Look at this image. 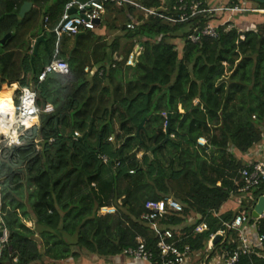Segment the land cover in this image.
Returning <instances> with one entry per match:
<instances>
[{
	"label": "trees",
	"instance_id": "1",
	"mask_svg": "<svg viewBox=\"0 0 264 264\" xmlns=\"http://www.w3.org/2000/svg\"><path fill=\"white\" fill-rule=\"evenodd\" d=\"M69 1L0 0V89L33 85L37 106L54 107L40 113V124L26 130L20 144L0 143V227L8 233L6 240L0 238V264L78 257L75 246L109 259L140 241L156 260L166 228L175 230L180 247L189 244L193 254L207 255L211 235L233 219L235 208L223 210L224 205L254 202L243 203L240 172L248 163L241 155L263 140L264 23L227 29L226 12L173 23L158 15L145 17L132 4L106 2V12L115 15L108 25L121 30L126 43L120 36L98 43L95 31L87 30L69 47L59 43V57L69 62L70 74L51 73L39 82L55 53L54 29ZM133 1L176 15L172 3L164 10L160 0ZM248 1L264 9V2ZM25 2L33 5L21 16ZM133 21L132 31L126 24ZM208 23L217 26L216 38L187 40L190 31ZM40 36L44 40L35 54ZM136 41L142 43L141 54L134 66L127 65ZM116 52L123 60L113 59ZM95 65L99 70L89 76L86 68ZM11 89L3 86L0 102ZM139 152H144L141 158ZM263 190L264 183L253 198ZM166 197L180 202L182 211L168 213L157 224L143 217L147 201ZM103 207L115 212L100 214ZM246 212L255 225L253 240L262 238L261 244L234 264H264V215L254 219ZM202 222L208 229L196 233ZM238 245L239 232L228 230L204 263L222 259Z\"/></svg>",
	"mask_w": 264,
	"mask_h": 264
},
{
	"label": "built area",
	"instance_id": "2",
	"mask_svg": "<svg viewBox=\"0 0 264 264\" xmlns=\"http://www.w3.org/2000/svg\"><path fill=\"white\" fill-rule=\"evenodd\" d=\"M160 1L162 4V9L164 10L169 9V4L172 3L171 8L173 11L176 12V15L167 16L159 12V10L154 7L146 8L134 2L133 0H88L86 2H81L78 0L69 1L65 5L64 13L62 15L61 20L54 29L57 35L55 53L53 55L52 60L48 64H46L44 69L39 74V82L45 80L48 74L51 73H60L62 75L70 74L71 69L69 62L59 57L60 38L64 34L76 36L77 34L83 33L87 30H94L97 26V20L101 21L107 11L106 2H113L118 6H122L124 4H132L142 10L145 14V17H148L149 15H158L173 23L186 22L190 18L196 17L201 14L205 17L212 18L214 16V13L226 12L229 16L228 19L223 22V24L230 23L227 29H231L232 27L236 26V24L233 22L234 16L244 14L250 11L256 12L259 10L257 8H250L245 2H239L234 6H214L211 2L209 3V0ZM72 9H75L74 13L70 12ZM48 20L49 17L46 16L45 23H47ZM135 26L136 22L134 21L128 22L126 24V27L132 31L135 30ZM204 36L216 38L218 36L217 26L208 23V25L202 28L196 27L192 31H190L187 36V40L193 43H197ZM241 38L244 39V35H242ZM136 46L126 61L127 65L134 66L138 60L139 55L141 54V49H139L140 47H138V42ZM115 59L123 60V57H115ZM18 93V103L14 101V112L12 113L9 111H4V113L1 115L3 123L10 122L12 115L14 117L12 126L16 129V133L9 135H7L5 132L2 133V135H5V140L7 141V144L9 146L13 144H20L21 136L23 135V133L29 128L38 126L40 124L39 117L42 111L52 112L54 110V107L51 103H47L42 110L37 106V91L33 85L19 88ZM24 120L29 121L31 123L30 126L25 124ZM74 134L76 136L79 135L78 132H74ZM200 140L204 141L203 143H205L204 139ZM102 158L105 162L109 161L106 156H103ZM240 173L244 181L241 191L244 193V197H246V195L249 194L253 189L258 188L261 184L264 183V159H256L249 161ZM257 196L254 198L250 196L249 198H252L255 201ZM240 208L241 209L237 212L236 216L233 217L230 222L225 223L226 229L220 230L216 233L221 234L222 237L226 238L228 230L233 229L239 232V245L237 246V248L232 253L228 254L227 256H224L222 259L219 257V260L222 261L223 264H234L239 260L241 255L251 253L256 246L261 244L260 241L262 238L260 239L258 237L256 239L258 240V242H254V240H252L249 234L250 217L246 212L249 207L241 206ZM102 209H108V213L115 212L114 207H103ZM182 209L183 207L181 203L172 197H166L162 200H149L145 204L146 211L143 213V217L149 220H154L157 224L160 220L165 218L168 213L172 211L180 212L182 211ZM207 229L208 224L206 222H202L195 227L194 231L196 233H201ZM216 234H212L208 242V253L213 250L214 244L212 243V241L215 238ZM160 236L161 238L157 243L159 253L158 258L156 260H154V254L146 249L142 241H140L139 245L136 248H129L124 250L123 255L130 257L134 260L146 261L150 264H189L191 256L194 252L189 244H185L183 247H180L178 245L179 240L175 238V230L171 228H166L162 232H160ZM6 239L7 233L3 240ZM199 253L200 252H197L196 254ZM208 253L206 255L205 261L209 258ZM14 260L16 261L17 259ZM210 264H212V261H210Z\"/></svg>",
	"mask_w": 264,
	"mask_h": 264
},
{
	"label": "rangeland",
	"instance_id": "3",
	"mask_svg": "<svg viewBox=\"0 0 264 264\" xmlns=\"http://www.w3.org/2000/svg\"><path fill=\"white\" fill-rule=\"evenodd\" d=\"M239 2H245V3H247V6H249L250 8H256L257 6H256V4L253 2V1H248V0H240ZM225 3V1L224 0H213V2H212V5H214V6H219V5H221V4H224ZM220 13V12H219ZM259 13H252V12H246V13H244V14H239V15H236V16H234L233 18H234V21L236 20V22H237V24H236V26L239 28V29H241V30H244V29H246V26H248V27H251L252 25H251V23L250 22H257V18H256V15H258ZM109 15V14H108ZM216 16V15H215ZM215 16H213V18H215ZM224 16V15H223ZM249 16H250V18H249ZM114 17H115V15H114ZM244 18V17H247V18H245L244 20H247V21H243V19L242 18ZM250 20H249V19ZM226 19H228V17H226ZM256 20V21H255ZM112 22V21H111ZM112 24H116V23H114V21L112 22ZM244 24H245V26H244ZM258 24V23H257ZM119 26H120V24H118ZM111 30V36L109 37V40L110 41H112L116 36H119L120 34V32H121V30H118V29H110ZM114 34V35H113ZM159 38H161L160 36L158 37V39ZM109 41V42H110ZM61 42L66 46V47H69L70 45H73L75 42H76V36L75 35H67V34H64V35H62V37L60 38V44H61ZM137 47V46H136ZM138 47H140L139 49H141L142 50V46H140V43H138ZM7 86V87H9V88H12V91L11 90H9V91H7L5 94H4V97H3V99H2V101H4V102H6V104L9 106V108L11 109V112L13 113L14 112V110H13V108H14V101L16 100V99H18L19 98V89H18V87H20V86H18L19 84H15L14 86H12V85H10V86H8V84H4V85H2V87H1V89H0V91L2 90V88H3V86ZM18 86V87H17ZM13 100V101H12ZM11 102H13V104L11 103ZM195 102H197V101H195ZM12 104V105H11ZM13 107V108H12ZM12 118L14 119V117H13V115H12ZM12 130H16L13 126H12V128L8 131V132H5L7 135H9V134H11L12 133ZM262 131H263V133H264V127H263V129H262ZM2 133L3 132H1L0 133V143L1 142H5L6 144H7V141L5 140V135H2ZM264 137V136H263ZM200 142H204V141H201L200 140ZM8 145V144H7ZM143 154H144V152H139L138 153V157L139 158H141L142 156H143ZM256 189V188H255ZM255 189H253L249 194H247L246 195V198L243 200V203H244V205H246V206H249V202H247L248 200V198L251 196V197H253V191L255 190ZM110 208V207H109ZM108 210V209H107ZM106 209H101L100 211H99V213L100 214H106V213H108V211H107ZM192 217H196L195 215H193ZM255 219V218H254ZM26 222V224H27V226H29V227H31V228H34L35 227V225L33 224V222H31V221H25ZM254 227V226H253ZM1 228V227H0ZM255 228V227H254ZM255 230V229H254ZM7 236H8V233H7ZM66 238V240H69V238L68 237H65ZM37 240H38V242L40 243V247H41V249H42V245H41V238H40V236L39 235H37ZM73 249L74 250H77V252H78V257H70V258H68V259H64V260H59V261H57V260H54V259H52V258H50V257H44L43 258V261L42 262H37V263H33V264H71V262H73V264H101V263H104V262H106L105 260H107V258H104V257H100V256H97V255H95V254H90L88 251H86L85 249H82V248H79V247H77V246H75V247H73ZM216 254L217 255H219V254H221V252H222V250H221V248H217L216 250ZM92 256H97V257H93L92 258ZM215 257H217V256H215ZM213 258V257H212ZM212 258H211V260H212ZM205 259H206V255L205 254H203L202 252H200L199 254H193L192 256H191V259H190V262H189V264H203L204 263V261H205Z\"/></svg>",
	"mask_w": 264,
	"mask_h": 264
},
{
	"label": "crops",
	"instance_id": "4",
	"mask_svg": "<svg viewBox=\"0 0 264 264\" xmlns=\"http://www.w3.org/2000/svg\"><path fill=\"white\" fill-rule=\"evenodd\" d=\"M225 3L228 2V0H224ZM212 3L213 0H209V3ZM222 5V4H221ZM259 14L256 15V18H257V22H250L252 27H254L257 23H264V9H259L258 11ZM114 17V14L111 15H108V13L106 12L105 15L103 16V19L101 20V22L99 24H97L96 28L94 29L95 33L99 36V42L98 43H107L109 42V37L111 36V30L112 29L109 25H108V20H111V18ZM242 18V17H241ZM245 18L247 17H244L242 18L243 21H247V20H244ZM250 18V16H249ZM248 18V19H249ZM250 20V19H249ZM226 21V19L222 20V22ZM256 21V20H255ZM111 22V21H110ZM234 23L237 24L236 20L233 21ZM112 23V22H111ZM126 23V22H125ZM128 23V22H127ZM109 26V27H108ZM245 26V24H244ZM248 27V26H246ZM120 37H121V34H122V31L119 33ZM131 34V33H130ZM114 35V34H113ZM119 36H116L115 38L119 37ZM131 36V35H129ZM114 38V39H115ZM122 38V37H121ZM113 39V40H114ZM112 40V41H113ZM36 41V40H35ZM112 41H110L109 43H111ZM126 39L122 38L121 39V43L122 45H124L126 43ZM35 44V42H34ZM142 44V43H140ZM34 46V45H33ZM34 48V47H33ZM142 51V50H141ZM115 57H120V55H118V53L116 52L114 55H113V59H115ZM132 66V65H131ZM97 70H99V68L95 65L94 67H87L86 68V71H90V75L91 76L92 74L96 73ZM15 84H19V83H14L12 84V86H14ZM20 86V85H18ZM17 86V87H18ZM21 88V87H18V89ZM12 90V89H11ZM13 101V100H12ZM13 104V102H11ZM11 104V105H12ZM264 127V126H263ZM263 136H264V133H263ZM243 157V159L247 162L251 161V160H256V159H264V137H263V140L262 142L255 148H253L252 150L248 151L247 153L245 154H242L241 155ZM241 206L237 207L236 203H227L224 205L223 207V210H227V209H230V208H235L238 209L240 208ZM255 227V225H254ZM253 226H249V234H250V237L253 238L255 237L256 233H255V228ZM197 255V254H196ZM93 257H97V256H92ZM94 259V258H93ZM106 262L104 263H101V264H150L149 262H146V261H139V260H134L130 257H127V256H124V255H119V256H116V257H112V258H109L107 260H105ZM212 264H223L222 261L219 260V256L217 257H213L212 258ZM71 264H73V262H71Z\"/></svg>",
	"mask_w": 264,
	"mask_h": 264
},
{
	"label": "water",
	"instance_id": "5",
	"mask_svg": "<svg viewBox=\"0 0 264 264\" xmlns=\"http://www.w3.org/2000/svg\"><path fill=\"white\" fill-rule=\"evenodd\" d=\"M254 1H258V2H264V0H254ZM32 2H25L21 8V16L25 15V13H27L31 7H32ZM71 13H74L75 12V9H72L70 11ZM101 21L100 20H97V24H99ZM82 33H79L76 35V39H78V37L81 35ZM138 34V31H135L133 33H131L130 35L133 36V35H136ZM6 37L3 39V43L6 41ZM44 38L43 36H40L36 41H35V44H34V53L36 54L37 53V48H38V45L40 44L41 41H43ZM140 46H142V44H140ZM3 51V48L2 46L0 47V53H2ZM146 119H144L140 125H139V128H138V132L139 133V130L143 127L144 123H145ZM169 129H167V133H168ZM109 165L111 166L112 165V161L109 162ZM241 208H238L235 210L234 212V216H236L237 212L240 210ZM249 210L252 212V217L255 218V219H259L260 217H262L264 215V190L261 191V193L257 196V198L255 199L253 205L251 207H249ZM6 235V230L5 229H1L0 228V238L3 239ZM222 238V235L221 234H216L215 238L213 239L212 243L215 244L217 242V240H220Z\"/></svg>",
	"mask_w": 264,
	"mask_h": 264
},
{
	"label": "bare ground",
	"instance_id": "6",
	"mask_svg": "<svg viewBox=\"0 0 264 264\" xmlns=\"http://www.w3.org/2000/svg\"><path fill=\"white\" fill-rule=\"evenodd\" d=\"M4 108H7L8 110L7 111H9V112H11V109L9 108V106L6 104V102H4V101H1L0 102V133L1 132H8L11 128H12V122L14 121V119L12 118V116H11V119H10V122H8V123H3V120H2V117H1V115L4 113V111L5 110H3ZM13 108V107H12ZM13 110H15L14 108H13ZM25 121H27V120H24V123H25ZM25 124H27L28 126H30V122L29 121H27V123H25ZM16 133V130L14 131V130H12V133L11 134H15Z\"/></svg>",
	"mask_w": 264,
	"mask_h": 264
},
{
	"label": "clouds",
	"instance_id": "7",
	"mask_svg": "<svg viewBox=\"0 0 264 264\" xmlns=\"http://www.w3.org/2000/svg\"><path fill=\"white\" fill-rule=\"evenodd\" d=\"M3 110L7 111L8 109H7V108H4ZM25 123H27V121H25ZM6 233H7V231H6ZM3 239H4V238H3Z\"/></svg>",
	"mask_w": 264,
	"mask_h": 264
}]
</instances>
